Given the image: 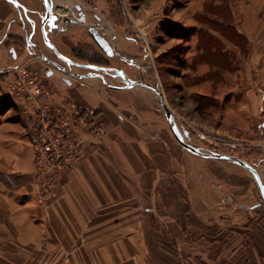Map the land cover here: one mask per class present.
Wrapping results in <instances>:
<instances>
[{
	"label": "rangeland",
	"instance_id": "rangeland-1",
	"mask_svg": "<svg viewBox=\"0 0 264 264\" xmlns=\"http://www.w3.org/2000/svg\"><path fill=\"white\" fill-rule=\"evenodd\" d=\"M76 11L67 26L76 24L81 38L61 39L63 49L50 35L40 45L23 40L16 50L20 57L36 58L24 70L38 76L53 99L59 86L75 96L89 94L96 107L68 101L97 112L105 131L99 144L112 128L115 134L126 131L127 138L112 140L120 164L128 157L139 161L144 148L152 154L160 144V205L201 212L189 216L194 229H208L200 217L224 223L221 237L225 234L231 250L239 249L235 261L231 253L232 263L264 264V202L257 177L229 159L188 151L176 139L159 96L146 86L125 88L126 79L159 89L185 142L251 165L264 186V0H113L108 7L83 0ZM253 98L255 112L248 107ZM121 185L115 184L114 206L123 202L117 194Z\"/></svg>",
	"mask_w": 264,
	"mask_h": 264
},
{
	"label": "crops",
	"instance_id": "crops-1",
	"mask_svg": "<svg viewBox=\"0 0 264 264\" xmlns=\"http://www.w3.org/2000/svg\"><path fill=\"white\" fill-rule=\"evenodd\" d=\"M82 1L53 0V15L59 19L52 28L45 20L44 0H15L16 4L0 0V264H235L239 249L235 255L237 251L227 246L225 234L221 237L224 223L200 217L201 225L209 227L194 229L189 216L201 212L160 205V144L152 154L144 148V158L136 162L128 157L120 164L115 158L117 146L112 140L115 136L127 138L126 131L115 134L112 128L100 144L88 137L83 163L61 178L45 203L38 201L35 154L26 118L18 101L12 98L11 103L7 98L8 82L20 70L36 64L33 56L17 55L23 40L36 45L50 35L62 48L61 39L81 38L83 33L76 24L67 26V17L75 20ZM85 1L94 7H108L113 0ZM26 54H32L31 49L27 48ZM59 87L60 92L52 93L58 103L72 98L96 107L86 92L75 96ZM248 107L257 111V101L253 98ZM115 184H122L117 194L123 202L117 206ZM250 260L254 262L252 257Z\"/></svg>",
	"mask_w": 264,
	"mask_h": 264
},
{
	"label": "built area",
	"instance_id": "built-area-1",
	"mask_svg": "<svg viewBox=\"0 0 264 264\" xmlns=\"http://www.w3.org/2000/svg\"><path fill=\"white\" fill-rule=\"evenodd\" d=\"M8 91L26 118V130L35 154V194L44 203L55 192L61 178L85 159L87 138L97 142L104 137V126L97 112L86 106L70 101L57 103L38 76L26 70H20L8 82Z\"/></svg>",
	"mask_w": 264,
	"mask_h": 264
},
{
	"label": "water",
	"instance_id": "water-1",
	"mask_svg": "<svg viewBox=\"0 0 264 264\" xmlns=\"http://www.w3.org/2000/svg\"><path fill=\"white\" fill-rule=\"evenodd\" d=\"M10 1L13 2V0H10ZM48 8H51L52 9V12L51 13L48 12ZM53 13H54V3H53V0H49V4L46 6V17H50L51 15H53ZM45 20L48 21L49 19H46L45 18ZM94 36H96V35H94ZM91 68L92 69H95V70H99V68H97L95 66H92ZM47 72L50 73L51 71L49 69H47ZM125 82L127 83V85L125 86V88H130V87H133V86H146V87H149L151 90H153L159 96V98H160V104H161V106H162V108L164 110L165 116H166L169 124L173 128V132H174V135H175L176 139L188 151H190L192 153H195L197 155H200L202 157H206V158H208V157H213V158H226V159H229L232 162H234V163H236V164H238L240 166L245 167L247 170H249L250 172H252L257 177V179H258L259 185L261 187L262 202H264V186H263V182H262L261 177L259 176V173L257 172V170H255L251 165H249V164H247V163H245V162H243V161H241V160H239V159H237L235 157L228 156V155H222V154H209V153H205V152L201 151L200 149L194 147L193 145L185 142L181 138V136L176 132V130L174 128V126H175V117L171 113V111H170L167 103L164 100L163 94L160 92V90L157 89V88H155V87L150 86L146 82H132V83H129L126 79H125Z\"/></svg>",
	"mask_w": 264,
	"mask_h": 264
},
{
	"label": "snow or ice",
	"instance_id": "snow-or-ice-1",
	"mask_svg": "<svg viewBox=\"0 0 264 264\" xmlns=\"http://www.w3.org/2000/svg\"><path fill=\"white\" fill-rule=\"evenodd\" d=\"M13 2H15V0H13ZM45 5L47 6L49 4V0H44ZM48 12L51 13L52 9L48 8ZM46 19H49L50 22V26L52 28H55L57 26L56 21L59 19L57 16L55 15H51L50 17H46ZM45 36L47 35V33L44 34ZM89 67H92L91 65Z\"/></svg>",
	"mask_w": 264,
	"mask_h": 264
},
{
	"label": "bare ground",
	"instance_id": "bare-ground-1",
	"mask_svg": "<svg viewBox=\"0 0 264 264\" xmlns=\"http://www.w3.org/2000/svg\"><path fill=\"white\" fill-rule=\"evenodd\" d=\"M112 29V28H111ZM106 32H108L109 33V35H111V36H113V34H114V30L113 31H111V30H107ZM205 138V137H204Z\"/></svg>",
	"mask_w": 264,
	"mask_h": 264
},
{
	"label": "trees",
	"instance_id": "trees-1",
	"mask_svg": "<svg viewBox=\"0 0 264 264\" xmlns=\"http://www.w3.org/2000/svg\"><path fill=\"white\" fill-rule=\"evenodd\" d=\"M17 55L20 56V54L17 52Z\"/></svg>",
	"mask_w": 264,
	"mask_h": 264
}]
</instances>
